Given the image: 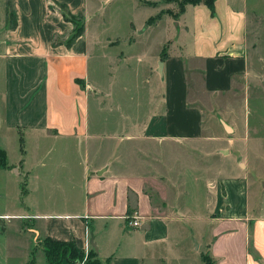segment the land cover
I'll use <instances>...</instances> for the list:
<instances>
[{
  "label": "crops",
  "instance_id": "obj_1",
  "mask_svg": "<svg viewBox=\"0 0 264 264\" xmlns=\"http://www.w3.org/2000/svg\"><path fill=\"white\" fill-rule=\"evenodd\" d=\"M93 1L107 4L113 0H0V130L15 131L20 146L25 143V133L38 140H71L73 144L99 141L96 149L82 150V193L76 191L73 176L65 182V186L72 185L66 196L77 192L82 208H49L32 215L34 222L26 228L34 229L33 250L40 241L50 239L73 243L83 252L95 244L102 263L195 264L196 260L175 256L180 246L178 237L188 233L182 220L187 222L191 216L181 209L174 213L170 206L175 205L169 203L181 193L176 173L182 143L192 145L201 137V112L188 102L190 83L199 79L209 93L238 90L245 84L253 75L250 62L264 33V0H214L213 15L203 3L188 4L179 13L165 0H130V30L123 39L128 48L148 46L154 30L162 32L165 39L153 64L144 61V52L133 55L138 60L136 70L142 68L147 75L142 94L146 99L130 100V114L121 109L122 103L111 100L106 105L109 112L115 111L122 118L113 132L98 125L92 130L89 122V90L103 93L100 86L89 81L90 61L98 57V43L107 50L121 42L110 37L101 40L98 32L91 30L86 12ZM62 5L72 15L84 17V32L70 47L65 43L73 25L63 19ZM9 9L14 12V28L9 26ZM160 13L158 21L147 25L149 18ZM128 62L123 52L115 59L119 70ZM160 62L161 74L157 72ZM143 144L152 147L144 148ZM21 148V159L11 165L7 151L0 149L7 162V168L0 170L25 177L29 188L25 195L20 194L28 198L36 191L32 183L39 179L35 168H44L47 163L41 150H32L29 163L28 151ZM60 152L80 166L76 150ZM60 157L55 164L69 170L68 160ZM54 179L51 175L47 181L57 189ZM221 182L206 193L211 208L208 212L216 214L206 220V254L212 264H264V215L246 199L242 206L234 205ZM54 194L51 190L46 195ZM25 217L1 216L4 220ZM134 217L139 223L136 227L130 224ZM194 250L198 251L196 247ZM173 256L176 258L171 259Z\"/></svg>",
  "mask_w": 264,
  "mask_h": 264
},
{
  "label": "rangeland",
  "instance_id": "obj_2",
  "mask_svg": "<svg viewBox=\"0 0 264 264\" xmlns=\"http://www.w3.org/2000/svg\"><path fill=\"white\" fill-rule=\"evenodd\" d=\"M164 2L172 3L176 8L175 11L179 12V5L175 0ZM8 4L10 3L7 1ZM1 12L0 8V19ZM131 13L130 0H113L107 4L93 1L86 12L89 27L98 32L97 35L101 40L105 37L121 40L119 46L115 45L107 50L102 49V41V44L98 43L101 48L97 53L98 57L90 61L89 81L103 90V93L89 90L91 91L89 122L92 130L97 125L101 130L110 132L120 127L121 116L115 111L109 112V107L106 106L111 100L122 103L121 109L130 114L132 113L129 108L132 104L130 100L142 102V99H146L145 93L144 97L142 94L143 82L147 75L142 68L136 70L138 60L133 55L137 53L141 55L144 52V61L153 64L165 37L162 32L157 33L154 30L148 46H139L138 49L128 48L127 42L123 39L129 34L128 24ZM113 44L115 43L111 45ZM121 52L128 55L129 62L126 63L127 67H121L119 70L115 65V59ZM100 54H102L101 58ZM250 67L253 75L247 78L245 84L238 90L209 93L203 90L199 79L195 83H190L188 102L201 112V137L192 145L182 143L181 162L178 163L180 168L176 173L177 179L181 181V193L169 203L175 205V207L170 206L173 212L181 209L191 216L187 222L182 220V225L188 233L183 236L180 232L178 237L180 246L179 250L175 251V256L191 258L196 260L195 264H203L200 255L208 256L206 250L199 253L194 249L196 243L200 245L205 243L207 218L216 216L215 213L210 215L208 212L211 208L206 193L214 189L213 187L221 185V181L225 194L230 195L229 201H233L234 205L242 206L246 199L264 215V33L259 38L257 49L253 51ZM153 85L157 88L156 83ZM93 94L99 103H96ZM220 120L230 126L233 132H226ZM24 138L25 143L21 146L29 153V163L32 162L34 155L32 150H41V157L45 158L44 162L47 165L44 168H35L34 171L39 179L32 183V189L36 191L28 198H23L20 194L25 195L26 188H29L25 184L26 178L17 177L14 172L8 174L0 170V264H26L31 258H34L33 264H45V248L54 255L59 264H85L87 258L85 252L83 259L79 261L68 250L48 245L44 241H40L34 251L33 247L36 244L34 229L26 227L34 222L32 215L48 212L49 208L71 211L82 208L83 204H80L82 201L79 197L77 199V192L70 197L66 196L67 189L72 191L70 188L72 185L65 186V182L69 180L68 176H73L76 191L82 193L81 174L85 166L82 150L96 149L99 141L91 140L86 144L79 141L73 144L71 140L61 142L56 139L38 140L28 133H25ZM166 142L163 144L167 145ZM122 144L123 142L118 145L122 146ZM130 145L131 143H128L126 146L130 147ZM21 146L19 135L15 131L4 128L0 130V149L7 151L10 165L21 159ZM143 147L149 148L152 145L143 144ZM60 150H76L75 158L79 159L80 166H76L72 157L62 154ZM61 155L68 160L69 170H64L60 164H55ZM49 162L50 166H48ZM51 175H54V180L58 183L57 189L56 186L51 187V183L48 184L47 180ZM51 190L55 194L47 197V191ZM61 191L64 192L63 195ZM218 197L221 198V195ZM216 199L215 194L214 205ZM6 214L27 217L9 220L1 218ZM90 248L93 249L92 246ZM38 249L39 251H36Z\"/></svg>",
  "mask_w": 264,
  "mask_h": 264
},
{
  "label": "trees",
  "instance_id": "obj_3",
  "mask_svg": "<svg viewBox=\"0 0 264 264\" xmlns=\"http://www.w3.org/2000/svg\"><path fill=\"white\" fill-rule=\"evenodd\" d=\"M170 1V0H169ZM174 1V0H171ZM179 5V13H182L184 10V7L188 4L196 5L199 3H203L207 6V8L210 10L211 15L214 14V0H175ZM146 5L156 7L157 4L154 2H144ZM10 4L7 5V7ZM62 9V17L65 21L70 22L73 25V31L71 36L66 41V46L70 47L73 42L80 37L84 32V17L82 15H72L65 6H61ZM162 14H158L154 17H151L147 21V25H152L156 21H158L161 18ZM7 17L9 21V26L11 28H14L16 26L15 16L13 10L9 9L7 10ZM164 55V52L161 54V56ZM78 84L83 86V82H80L79 80H76ZM22 143V142H21ZM22 149V148H21ZM23 151V150H21ZM7 168V162H6V155L4 151L0 150V169H6ZM48 245H55L58 247H62V249L68 250L71 255L76 256L79 261L83 259L84 252L78 250L73 243H64V242H57L50 239L43 240ZM45 254V261L47 264H59V261L54 257V255H51L50 252L47 251L45 248L44 251ZM53 256V257H52ZM86 261L85 264H108V261L106 263H102L98 260L97 254L93 249H90L86 254ZM202 260L205 264H212V260L210 257L203 255ZM34 262V259L31 258L28 264H32Z\"/></svg>",
  "mask_w": 264,
  "mask_h": 264
},
{
  "label": "water",
  "instance_id": "obj_4",
  "mask_svg": "<svg viewBox=\"0 0 264 264\" xmlns=\"http://www.w3.org/2000/svg\"><path fill=\"white\" fill-rule=\"evenodd\" d=\"M161 69H162V63L160 62L159 63V68H158V70H157V72L159 73V74H161ZM220 123L222 124V126H223V128H224V130L226 131V132H229V133H231V132H233V129L230 127V126H228L224 121H222V120H220ZM225 152V151H224ZM223 152V153H224ZM196 248H197V250L199 251V252H201V253H203L204 251H205V246H204V244H201L200 246L196 243V246H195ZM92 248L94 249V251L95 252H97V247H96V245L95 244H92Z\"/></svg>",
  "mask_w": 264,
  "mask_h": 264
},
{
  "label": "built area",
  "instance_id": "obj_5",
  "mask_svg": "<svg viewBox=\"0 0 264 264\" xmlns=\"http://www.w3.org/2000/svg\"><path fill=\"white\" fill-rule=\"evenodd\" d=\"M130 224H131L132 226H134V227L138 226V225H139V223H138V220H137V218H136V217H134V218H133V221H132V222H130ZM89 250H90V249H89ZM89 250H88V248H86V249H85V253L87 254V252H88Z\"/></svg>",
  "mask_w": 264,
  "mask_h": 264
}]
</instances>
